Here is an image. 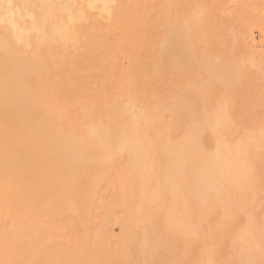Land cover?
<instances>
[{"label": "bare ground", "instance_id": "obj_1", "mask_svg": "<svg viewBox=\"0 0 264 264\" xmlns=\"http://www.w3.org/2000/svg\"><path fill=\"white\" fill-rule=\"evenodd\" d=\"M253 26L264 0H0V264H264Z\"/></svg>", "mask_w": 264, "mask_h": 264}, {"label": "rangeland", "instance_id": "obj_2", "mask_svg": "<svg viewBox=\"0 0 264 264\" xmlns=\"http://www.w3.org/2000/svg\"><path fill=\"white\" fill-rule=\"evenodd\" d=\"M222 5V4H221ZM222 6H224V5H222ZM224 17H226V16H224ZM251 30L253 31V34L255 35V43L257 44V47H258V49H260L261 48V50H263L264 51V38H262L261 36H260V33H259V30H258V28H257V26H253L252 28H251ZM212 88V87H211ZM207 89V88H206ZM209 90V89H208ZM206 91V90H205ZM210 91V90H209ZM233 109V108H232ZM236 113V112H235ZM237 114V113H236ZM236 114H232V116H235ZM117 230V231H116ZM113 232L115 233V234H117L116 232H118V229H117V227L116 226H114V228H113ZM7 238V236H6V232L4 233V235L2 234L1 236H0V239L1 238Z\"/></svg>", "mask_w": 264, "mask_h": 264}]
</instances>
